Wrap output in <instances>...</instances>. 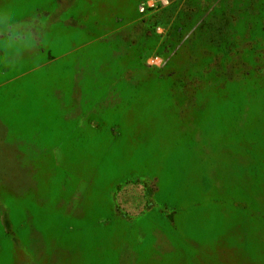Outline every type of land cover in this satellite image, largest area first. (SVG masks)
I'll list each match as a JSON object with an SVG mask.
<instances>
[{"label":"rangeland","instance_id":"374dc122","mask_svg":"<svg viewBox=\"0 0 264 264\" xmlns=\"http://www.w3.org/2000/svg\"><path fill=\"white\" fill-rule=\"evenodd\" d=\"M0 264H264V0H0Z\"/></svg>","mask_w":264,"mask_h":264}]
</instances>
